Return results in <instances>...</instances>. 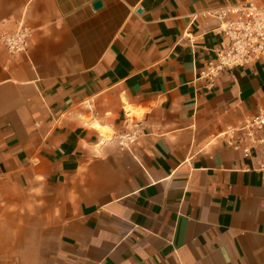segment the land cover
<instances>
[{
	"label": "crops",
	"instance_id": "obj_1",
	"mask_svg": "<svg viewBox=\"0 0 264 264\" xmlns=\"http://www.w3.org/2000/svg\"><path fill=\"white\" fill-rule=\"evenodd\" d=\"M246 1L0 0L31 31L0 44V264H264L262 155L226 136L264 58L200 79L228 45L203 14Z\"/></svg>",
	"mask_w": 264,
	"mask_h": 264
},
{
	"label": "built area",
	"instance_id": "obj_2",
	"mask_svg": "<svg viewBox=\"0 0 264 264\" xmlns=\"http://www.w3.org/2000/svg\"><path fill=\"white\" fill-rule=\"evenodd\" d=\"M218 21L217 32L228 40V45L214 50V56L201 73V81L210 88L222 74L236 68H246L264 58V4L256 0L229 5L205 12ZM31 31L24 23H18L11 33L0 34V44L8 53L18 55L27 51ZM140 132L133 129L121 134L117 141L121 150L131 151L139 144ZM228 144L242 151L246 158L261 154L258 171L264 177V109L245 120L237 128L226 133Z\"/></svg>",
	"mask_w": 264,
	"mask_h": 264
},
{
	"label": "water",
	"instance_id": "obj_3",
	"mask_svg": "<svg viewBox=\"0 0 264 264\" xmlns=\"http://www.w3.org/2000/svg\"><path fill=\"white\" fill-rule=\"evenodd\" d=\"M100 6H101L100 3H96V4H95V8H99Z\"/></svg>",
	"mask_w": 264,
	"mask_h": 264
}]
</instances>
